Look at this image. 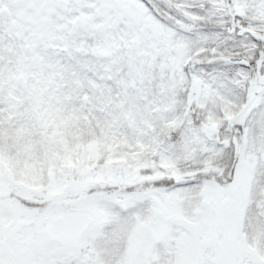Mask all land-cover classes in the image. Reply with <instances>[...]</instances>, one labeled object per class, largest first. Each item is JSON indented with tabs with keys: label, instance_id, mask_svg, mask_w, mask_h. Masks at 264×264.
Wrapping results in <instances>:
<instances>
[{
	"label": "snow or ice",
	"instance_id": "6c2138e0",
	"mask_svg": "<svg viewBox=\"0 0 264 264\" xmlns=\"http://www.w3.org/2000/svg\"><path fill=\"white\" fill-rule=\"evenodd\" d=\"M0 264H264V0H0Z\"/></svg>",
	"mask_w": 264,
	"mask_h": 264
}]
</instances>
